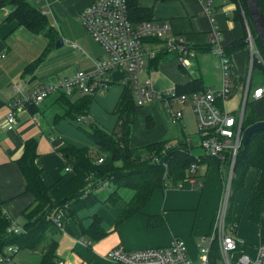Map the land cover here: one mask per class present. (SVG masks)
<instances>
[{"label":"crops","instance_id":"obj_1","mask_svg":"<svg viewBox=\"0 0 264 264\" xmlns=\"http://www.w3.org/2000/svg\"><path fill=\"white\" fill-rule=\"evenodd\" d=\"M93 1L41 0L39 4L33 2L46 16L49 28L56 32L55 40L61 38L62 44L66 39L67 42L75 40L84 46V57L77 60L80 69L76 68L77 70L74 72L89 70L93 67L95 60L105 57L102 48L92 38L90 42L83 33V27L78 17L80 12ZM132 3L136 7L135 10L142 11L146 16L139 17L135 10H132L137 21L144 19L145 22H167L171 26V34L185 38L196 49V55L187 68L181 67L177 57L171 54L162 55L157 60H153L151 64H147L142 77L149 79L154 91L165 92L176 89L178 92L190 96L192 92H195L194 89H190L195 80H200L201 85L205 88L220 86L223 81L221 60L213 54L212 45V32L215 29L219 33L220 45L227 49L225 53L230 61L228 77L233 85V93L222 106L230 112L235 111L237 107L238 110L242 109L250 53L246 43L236 50H231L233 45L244 42V37L247 35L245 26L236 17V4L232 0H132ZM205 7H208L210 13L204 10ZM0 11L1 120L8 112L11 100L18 96V92L13 90L15 85L20 87L22 94L30 93L41 85H54L65 77L58 76V73L67 71L69 64L58 67L41 64L46 51L55 40L51 41L48 38L49 41L43 44L45 49L43 48L44 50L38 54H32V50H34L32 47L33 37L28 33L30 31L15 20L6 21L2 14L3 10ZM5 11L8 12V9ZM41 33L46 35V31ZM19 37L24 43L22 45L23 55L20 61L14 62L11 53L17 47ZM87 41L89 44H86ZM38 58L41 59L37 64L30 66L29 70H25ZM112 76L111 88L114 85L120 88L113 109L116 121L111 128L98 123L101 128L108 131L114 129L119 112L121 113L127 105L129 106L128 102H131L132 97L130 88L123 83L124 73L113 71ZM184 87L186 89H183ZM62 94L60 90H55L38 104L36 109L26 106L19 110L13 129L0 128V221L5 226L11 222H17L25 230L24 225L28 221V217L35 214V207L38 204L35 195L27 188L26 171L21 165L28 145L31 146L29 153L34 154L33 165L40 172L41 181L49 191L48 195L51 199L54 198L50 193L62 187L73 176L72 169L67 166L65 158L60 152L61 147L68 143L60 136L59 131L53 132L56 129L59 130L60 124L65 118L62 115L66 112V106L70 107V102L78 99L73 96L80 95H66L65 100L60 99ZM263 99L254 102V110ZM61 106L63 112H56ZM90 106L91 103L89 109ZM177 108L183 110L184 117L186 110H190V105L186 102ZM132 110L133 123L130 144L135 149H142L160 141H167L171 144L181 142L182 140H177L181 132L188 137L183 122L184 118L181 122L172 124L164 113L162 105L157 101L144 106L136 105ZM140 115L144 117L143 125L136 129V120ZM256 115L259 119H264V110L259 111ZM178 128L179 133L176 130ZM92 151L94 150H91L90 158L94 157L91 161L96 163L97 156ZM219 164L214 158H204L202 162L198 163L194 174L188 173V176L178 181L177 184L169 183L163 189H156L142 210L120 222L118 219L130 196L129 191H123V193L128 192L129 195L124 203L117 204L116 201L117 205L114 204V208L106 205L110 204L106 202L109 196L102 198L94 192L95 189L93 194L100 201L92 204L89 208L77 211L74 218L67 217L66 211L63 210V226L60 229H54V234L47 232L43 241L46 238L47 241L53 239L56 243L55 258L62 261V264H108V253L115 247H122L128 251L161 248L167 246L173 238H179L184 243L186 251L189 252L191 250L197 253L200 245L210 247L211 257L214 260L218 249L217 241L209 244L204 239L213 228L219 203L223 198L228 181L229 168L225 176L220 177L218 169H216ZM199 168H203L202 171ZM257 178L258 170L249 168L243 181V187L239 189L242 192L241 195L238 194L240 202L236 205L233 189L229 199L228 216L230 217L231 212V217L233 216L236 221L235 233L242 237V239H238L245 243L244 250L250 255H253L256 247L264 242V199L253 200ZM238 179V176L234 174L230 183L231 188H233V184L235 186ZM122 198H124L123 195ZM99 203L104 204L103 207L93 211L95 205ZM231 209H233V213ZM58 210H54L52 216ZM40 215V213L34 215L31 221H36ZM52 216L50 217L51 221ZM93 216L99 218L98 226L104 235L99 236L89 229ZM52 224H54L53 221ZM254 228L259 230L258 238ZM56 231H59V235L56 234ZM21 240L23 239L17 236L16 240L12 242L17 246V251L12 257L13 260L21 250H25L30 253H39V260L35 263L39 264L42 243H32L27 240L21 242Z\"/></svg>","mask_w":264,"mask_h":264},{"label":"built area","instance_id":"obj_2","mask_svg":"<svg viewBox=\"0 0 264 264\" xmlns=\"http://www.w3.org/2000/svg\"><path fill=\"white\" fill-rule=\"evenodd\" d=\"M40 1L34 0V3L39 4ZM2 10L3 16H7L8 12L5 9ZM204 10L210 13L208 7ZM78 17L85 32L102 48L105 57L95 60L93 67L89 70H78L61 78L54 85H41L27 94H22L20 87L15 85L13 90L18 92V96L11 100L8 112L0 120V128L13 129L19 110L26 106L40 104L55 90H60L65 95L95 96L103 93L113 83V71L124 73L123 83L130 88L135 105L144 106L157 101L174 125L183 119V110L177 106L185 104L189 98L190 110L195 118L196 133L199 136L198 144L193 145L192 141L185 136L181 142L166 143L159 153L163 155L172 145L183 144L182 147L190 150V154H193L195 158V162L188 168L191 175L196 172L202 158H214L229 168L228 181L219 203L213 228L204 239L209 244L217 241V257L212 260L210 247L200 245L197 264H264V242L256 247L253 255L248 254L244 250L245 243L235 236V226L229 224L227 219L235 158L242 146L245 102L249 97L253 101L263 99L264 85L256 86L251 91L249 82L247 83L243 107L237 116L222 106L233 93V85L228 77L230 61L225 49L220 45L218 31L213 29V54L220 58L222 68L223 81L220 86L206 87L202 91L192 92L190 96L176 89L156 92L151 87L149 79L142 77L145 66L162 55L171 54L177 57L181 67L187 68L196 55V49L185 38L171 34V26L167 22L144 21L134 24L129 17L127 0H94L80 12ZM246 40L250 53L249 72L252 70L254 61L264 68V55L255 44L248 28ZM1 57L2 55L0 59ZM92 120L91 115L80 116L76 118V123L81 125ZM196 147L203 152L195 154L193 149ZM179 149L182 150L180 145ZM145 158L153 162L159 160L156 152L144 155L142 159ZM102 161L103 156L95 160L96 163H102ZM63 210L59 209L52 216L57 229L63 226ZM6 233H25V230L17 222H11L6 227ZM16 251L17 246L0 241V264H17L12 258ZM192 262L184 243L179 238H173L167 246L161 248L128 251L122 247H115L108 253V264H192ZM54 264H62V261L55 258Z\"/></svg>","mask_w":264,"mask_h":264},{"label":"trees","instance_id":"obj_3","mask_svg":"<svg viewBox=\"0 0 264 264\" xmlns=\"http://www.w3.org/2000/svg\"><path fill=\"white\" fill-rule=\"evenodd\" d=\"M236 5L239 2L244 4L248 13V24L253 36V40L257 47L264 55V48L260 39L258 38L252 19L245 0H232ZM260 10L264 16V0H257ZM129 17L131 22L139 24L144 19L134 18L133 11L135 10L132 0H127ZM240 7V6H239ZM8 9V14L5 16L6 21L15 20L17 23L32 33H41L46 31L47 37L54 41L56 39V32L49 28L46 16L41 13L37 8L33 0H0V9ZM134 8V9H133ZM133 10V11H132ZM241 11V10H240ZM236 8V17L241 21V13ZM137 16L146 17L142 11H137ZM246 16V15H245ZM146 20V19H145ZM242 22V21H241ZM243 23V22H242ZM253 31V32H252ZM247 45L244 37V42L233 45L231 50H236L241 45ZM227 52V49H225ZM41 58L28 67L25 70H29L30 66L37 64ZM157 60V59H155ZM151 61L149 64H151ZM260 69V71L258 70ZM257 69L264 77V68L257 64L255 61L252 65V71ZM249 87L251 88V76ZM183 89H186L185 87ZM190 89L193 91H202L205 89L201 85L200 80H195ZM188 89V90H190ZM94 96L80 95L78 99L73 102L67 101L70 105L66 106V112L62 117H70L76 121L77 117L89 115V104L92 102ZM60 99L66 100V95L62 94ZM129 106L125 107L119 112L117 124L111 131L101 128L96 123H90L92 131H85L88 135L91 143L94 146L92 153L97 157L103 156L102 163H93L90 158L91 150L78 149L70 144H65L61 147L60 152L64 156L67 166L72 169L73 176L62 187L51 192V196L48 195L49 191L43 185L40 172L33 165L32 159L34 154H30V145L27 147V152L21 160V165L26 171L28 185L27 188L35 195V199L38 204L36 205L34 215L41 214L39 219L31 221L34 215L28 217V221L24 225L25 233L20 234H7L6 227L0 221V241L2 243L13 244L16 237L19 236L23 241H30L32 243H42V252L39 264H54L55 254L54 248L56 243L53 239L45 238L47 232L57 229L50 217L52 212L58 209H64L67 213V217L74 218L77 211L89 208L92 204L100 201L94 194L93 190L105 183L111 185L113 191L106 199V202L111 204L123 199V191H129L130 196L125 202V207L119 216L118 221H123L130 215L142 210L148 202L150 196L156 189L164 188L169 183L177 184L178 181L188 176V168L191 163L195 162L193 154H190V150L182 147L183 144H179L182 150L179 149V145H172L165 154H160V150L167 143V141H160L150 146H146L142 149H135L130 144V137L133 123V107H136L131 97ZM254 102H245L244 114L242 119V128L245 130L247 127L264 119H259L254 110ZM134 106H133V105ZM38 105H32L31 107L36 109ZM81 127V126H80ZM156 152L159 156L158 162H153L150 159H142L144 155H149ZM95 156V157H96ZM202 158L200 162H202ZM166 164V166H164ZM249 168H256L258 170V178L255 183L254 199L255 201H261L264 199V130L253 133L246 146H241L237 152L234 164V174L238 176V182L233 184V192L243 187V181L247 170ZM45 206L46 209H45ZM99 218L93 216V221L89 227L91 231L99 236L104 235L101 228L98 226ZM228 223L236 226V223H232L228 216ZM5 227V228H4ZM25 239V240H24Z\"/></svg>","mask_w":264,"mask_h":264},{"label":"rangeland","instance_id":"obj_4","mask_svg":"<svg viewBox=\"0 0 264 264\" xmlns=\"http://www.w3.org/2000/svg\"><path fill=\"white\" fill-rule=\"evenodd\" d=\"M33 2H34V0H33ZM236 8L239 11L241 10L240 11V13H241L240 19L243 22V25L245 26L246 31H247V28L250 30V27H249L250 25L248 24V21H249L248 17L249 16H248V13L247 14L245 13L247 11L246 7L244 6V4L239 2L238 5H236ZM39 10L41 11L40 8H39ZM0 14H1V11H0ZM48 18H49V21L51 22L50 16ZM238 18H239V16H238ZM251 30H250V33H251ZM82 31L86 35L88 40L91 42V37L85 32L84 29ZM28 33H30L33 37L32 47L34 50H32V54H38L39 52H42L45 49L43 47L44 46L43 44L49 41L48 37L43 33H39V34L31 33V32H28ZM251 35H252V33H251ZM246 38H247V35L245 36V39ZM17 40H18L17 47L11 53L13 56L14 62L20 61L22 59V55H23V53H22V45L24 44L23 40L21 37H19ZM71 41L67 42V39H66V40H64V44H62L60 47L57 48L56 47V40H55L52 43V45H50L49 50L46 51L44 61L41 64H45L46 66H52V67H58V66H61L64 64H69L67 71H62V72L58 73V76H60V77L66 76L68 74H72L75 70H77L76 68L80 69V65L77 62V60H78V58L80 59V58L84 57V54H85L84 50L85 49H84V46L82 45L83 46L82 47L80 44L77 43V41H75V40H71ZM89 41H87L86 44H89ZM246 42H247V40H246ZM45 47H46V45H45ZM258 70L260 71L259 68H258ZM258 70L254 69L252 71V74H251V72H249V68H248L247 81H246L245 86L247 85L248 82H250L249 80H250V76H251V88H250L251 91L256 86L264 85V77L262 76L261 72H259ZM119 92H120L119 86L114 85L112 88L110 86L103 93H98L94 96V98L91 102L90 109H89V114L91 116H94L93 120L91 122H87V123L79 125L76 123L75 120H72L70 117H65V118H63V121L60 124L59 130L56 129L53 133H57V131H59L60 136L62 138H64V140L68 144L74 146L75 148L94 150L93 144L91 143L86 132H84L83 130L91 132L92 127H91L90 123H97V124L99 123L101 125L104 124V126L107 128H111L113 126V124L116 121V115L113 113V109L115 107L116 100L118 99ZM73 97H78V96H73ZM74 101H76V99H74ZM189 101L190 100L188 98V100L186 102L189 103ZM248 101H252L250 97L248 98ZM76 103H77V101H76ZM239 110L237 107V109L235 111H232V113L235 116H237L239 113ZM261 110H264V99L262 100V102H260L255 107L256 114H258L259 111H261ZM56 112L62 113L63 112L62 106ZM143 118L144 117L142 115H140L137 118L136 129L140 125H143ZM183 118H184L183 122L185 125V130H186L188 138L190 137V139L193 143L198 144L199 136L196 133V124H195V118H194L193 113L190 112L189 109H187L186 112L184 113ZM176 130H177V133H179V128ZM184 137H185V134L183 132H181L179 139H177V140L181 141L184 139ZM193 152L195 154H198V153H201L203 151L199 147H196L193 149ZM199 169H200V171H202L203 168H199ZM216 169H218V175L220 177L221 176L224 177L226 174V171H228V166L226 164H222V165L219 164L218 167H216ZM112 191H113V188L111 185L110 186L109 185H103V186L98 187L94 192H96V194L98 196H101L103 198V197L109 196ZM238 194L241 195L242 192H240L239 190L234 192V196L236 197L235 198L236 205L240 202ZM122 195L124 196V198L118 200L117 204H119V202L124 203V200H126V198L129 194H128V192H125ZM232 202H233V199H232ZM114 204L115 203H113V204L110 203V204H106V205H108L109 207H114L115 205H117V204H115V205ZM102 205H104V204H102V203L96 204L93 211H95L96 208L97 209L102 208L103 207ZM46 207L47 206H45V209H46ZM231 210L233 213V209H231ZM90 212H92V211H90ZM232 218H233V216L231 217V212H230L231 222L232 223L236 222L235 219L234 218L232 219ZM254 230H255V234L258 238L259 237V234H258L259 230L257 228H254ZM54 233H55L54 230L49 232V234H54ZM56 234L59 235V231H56ZM235 236L239 239H242V237L240 235H238L237 233H235ZM187 252H188L189 258L193 261L192 264H197L198 263V261H197L198 251H197V253H194V251H191V250H190V252L189 251H187ZM215 257H217V254H215ZM38 260H39V253H30V252H27L25 250H21L16 255V257L14 259V261H16L20 264H35L38 262Z\"/></svg>","mask_w":264,"mask_h":264},{"label":"water","instance_id":"obj_5","mask_svg":"<svg viewBox=\"0 0 264 264\" xmlns=\"http://www.w3.org/2000/svg\"><path fill=\"white\" fill-rule=\"evenodd\" d=\"M251 19L252 23L254 25L256 34L258 38L260 39L262 46L264 48V16L260 10L259 4L257 0H245ZM63 43V40L61 38H58L56 40V47H60ZM264 130V120H261L249 127H247L242 134V146L245 147L250 136L253 133L260 132Z\"/></svg>","mask_w":264,"mask_h":264}]
</instances>
